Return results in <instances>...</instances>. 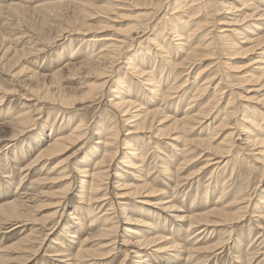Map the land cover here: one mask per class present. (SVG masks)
<instances>
[{
    "label": "rangeland",
    "instance_id": "obj_1",
    "mask_svg": "<svg viewBox=\"0 0 264 264\" xmlns=\"http://www.w3.org/2000/svg\"><path fill=\"white\" fill-rule=\"evenodd\" d=\"M57 1L63 0H0V204L4 201L7 202L16 199L27 192L31 194L29 195L31 198H29L27 202L28 207L26 206V209L23 210L27 215H25L26 220H23V217L22 221L17 222V220H13L15 217L6 214L2 216V213H0V264H95L93 262H79L75 259H71L72 256L68 255L71 251H63L64 255H60L61 252L57 250H67L70 248L74 251L80 242L87 237V234L91 232V230L88 229L90 227L89 221L91 218L96 214H103L109 206H115L114 210L119 215V220H122L121 205L118 203L120 200H118L119 198L117 197V192L119 190L115 184L116 178L114 175H112L109 194L110 199L107 200L109 201L108 205L104 203L103 207L99 206V203L90 204L82 201L78 197L80 175L76 173L73 166L77 165L75 162L80 160V158L85 157L86 153L89 152L90 145L94 144L97 140L98 136L89 130L95 128V123L98 119L102 120L101 123H105V126H108L110 123V114L114 109L108 101V97L111 94L110 88L107 87L109 89L106 88L103 91L104 96L101 98H95L97 96L95 93L97 92L100 96L102 95V91L94 92V98L89 97V94L86 93L88 92L86 85L95 81V73H91L86 66L77 67L78 65H73V63L75 61L85 60L89 57L88 54L96 51V48L87 46L90 43L87 39L82 38L83 36L110 33L125 34L127 32L129 33H126L127 36H133L137 41V39L139 40L140 38L139 36L143 35L144 31L138 26V23L142 24L150 21L153 14L144 15L140 18L137 17L144 12V10L139 8H142V6L147 7L149 4L141 5L139 8L128 6L122 8L116 7L114 10L103 9V6L106 8L105 3L110 0H96L94 2L95 4L91 5L92 7L87 6L89 7L88 10L91 11V15L89 14V16L86 17L85 14L79 12V8L76 7V4H60L46 7L38 6L39 4ZM122 1L126 2V0ZM128 1H133V3L137 2V0ZM230 1L238 5V1ZM171 2L172 0H164L163 10H165L169 5L168 3ZM250 2L254 3V7L257 5V7L261 9L264 8V0H250ZM258 4L260 6H258ZM215 6L218 7V5ZM221 6L222 5H220V7ZM213 8L215 7L213 6ZM236 8H238L239 11L235 14L240 15L239 20L241 21H238L237 25L234 27L242 28L250 23L253 24L261 21L257 19L259 15L256 14L251 18L244 17L246 15H244L243 12L245 11V14H251L254 11L252 9L253 6L244 9H242L243 6H237ZM220 12L221 14L218 15L219 19L226 17L224 15L233 18L232 14L226 13L227 11L224 7H221ZM230 18L227 20H231ZM81 20H85V23H88L89 26L92 27L90 29L91 31L87 32L84 30L88 27L86 25H84V28L82 26V29H80L81 31L76 29V27L81 24ZM262 20L264 21V19ZM211 24L209 28L212 29L211 36L213 37L216 35L217 30L216 27H214L216 24ZM228 27L231 28L230 26H225V28ZM129 28L131 31L128 32ZM83 33L86 35H83ZM142 39L143 38H141V40ZM217 42L218 50L216 54L204 57L199 56L194 62L186 65L184 64L183 66L180 65L183 69L188 67L185 74L189 76V82L193 81L194 78L198 76V73L202 71L199 78L204 75L207 80H210V74L212 70L215 69V67H213V69L211 68V63L213 61L217 62L218 59H220L222 69L219 74L232 76L227 77L228 81L226 82H232L227 84L225 91H234L239 94V91H242V89L244 91L247 87L249 90H254L255 88V90L249 94L243 92L242 96H253V98H250L248 101H245V96H241V99L237 96L235 104L238 108L243 109L248 104H255L258 102V99H256L257 97L262 98L257 105L260 106L261 104L264 107V87L258 88L259 86L257 87L254 83H252V85H244L238 81L240 76L243 75L242 73L251 68L250 66L252 64L254 65V62L259 59L258 54L261 49H258V47L251 48L247 43H243L249 50L245 49L241 51V53L238 52L234 55L229 53V50L226 51L221 42L218 40ZM241 44L242 43H240V45ZM71 45L79 50V55L77 57L72 58L68 56L69 47ZM135 45L132 49L138 48V42ZM123 48V51L129 50V44H126ZM171 51L170 55L167 54L173 61H180L184 57L181 51L175 46L171 47ZM224 61L230 65H222ZM145 64L147 65V71L155 73L160 79L170 76V71H172L161 57H155L150 62H145ZM123 66V63H119L118 68L121 70ZM134 79L132 81L133 88L138 90V93L133 99L141 103L142 106L140 105V107H146L148 106L146 98H149L147 97L148 92L146 87L141 83V79ZM111 85H113V82H111ZM210 91L211 89L209 92ZM181 92L175 94L174 98L169 100L170 102L167 106L163 104L164 106L161 107L162 110L165 109L164 112H166L167 115L176 118L182 117V111L186 109V105L188 101H191V97L189 94L185 97V93ZM181 94L183 96H181ZM59 98H69L72 101L74 100V104L72 107L69 106V108H67L68 106L59 105L58 100H54ZM159 103H157L155 107H160L159 105H161L162 102ZM195 103L196 104L190 106L197 108L200 102L197 101ZM110 111L111 113L109 114L108 112ZM23 112H27L30 122H36V125L25 133L20 131V127L16 125L19 119L18 116H22L24 114ZM64 113L65 118H60ZM118 114H115L116 118H119ZM82 119L89 121V129H87L90 133L88 132L87 134L89 135L88 138L85 140L83 139V141L78 140L70 145L67 144V147L64 148L65 150L63 149L53 157H46V159L40 162L35 161L34 158L49 142H52L54 135L60 134V136H66L70 134ZM69 120L72 124L69 123L68 125L67 123ZM120 124V128H123V131L126 133L124 129L130 128V125H126L122 121ZM206 124L207 123L203 125L206 126ZM157 125L156 123L154 127ZM197 127L193 130L194 133H190L194 139L207 135V129L204 130L202 127L198 129ZM149 132L146 131L147 135H151L153 130ZM173 133L174 132H172V134ZM218 134L216 138L219 139L213 140L214 143L222 138L221 132ZM241 138L242 136H236L234 138L236 148L244 147ZM153 140L157 142V145H152L153 148L150 149L147 160L144 163L146 166L145 168L148 170L145 179L156 190L153 195L147 198L150 199L149 201L151 204H140L139 201H134L133 198H129L125 201L123 207L129 209V213L133 218H141L140 220H142V222L139 221L140 224L135 223L131 225L132 227H138V233L140 232L139 235L142 236L153 231L152 229H146L143 233L139 230L144 227L148 228L147 224L150 228L152 224L159 223L160 227H156V229L159 228L157 231L161 232H159V234L157 233V235L166 236L167 234L166 238H168V241L161 243V247L167 248L172 246L173 243H177L179 247H177L175 251L168 249L170 251L156 252V247L153 246L155 244L148 247L146 246L145 249H151L145 253L144 260L149 261L148 264H264V219L259 218L264 215V208H258V210L255 208V201L258 203L260 196L264 194V175H261V171H251L249 162L247 160L244 161L240 156L238 157L237 154L222 162L219 168L211 167L201 170L207 158V155H204V153L199 154V151H195L194 154L192 153V157L183 161V155H181L175 147V145L179 143L173 144L175 141L170 140L166 136L164 137V135L158 134L154 136V134H152L151 139L145 138L144 147H148V144H153ZM180 147L181 146H179V148ZM121 150L116 157L117 159L114 160L112 164L111 169L114 168L115 172L118 171L116 170L117 166L122 168L119 161L124 150ZM158 153L162 158H171L170 160L174 158L172 164L174 173L180 164L183 163L179 172H176V174H178L177 176L182 179L180 182L177 183L175 180L168 179L167 176L162 174V164ZM247 153L250 157L249 160L255 157L254 155L250 156V154H252L251 150H247ZM98 157L99 154L87 160L85 164H87L86 166L88 169L94 168V162L98 160ZM260 160L261 159H259V161L257 160V162L253 161L259 168L264 162L261 160V163ZM61 169L65 170L64 174L60 173ZM222 169L224 172L221 171ZM133 171L129 174H125L126 179L131 182L127 181L130 184H136L139 180L136 178V173H133ZM33 181H35L34 184ZM246 181L250 183V185L253 184L252 188L256 186L257 191H253V189L250 191L252 192V198L250 199L252 201L251 207L248 209V212L242 210V213H246V217H244L241 222L235 219L234 221H229L227 225H225L226 227L219 225V227L216 228L196 227L193 228V230L189 229V220L186 219L189 218V214L191 216L203 213L212 208L222 207L228 204L233 201L234 193L238 192L239 188H242L243 183H246ZM218 185L221 186V188L226 187L227 190L222 193ZM65 188L68 190V199L63 205L59 206L57 204H59L58 201L62 195L60 196V194L57 193H61ZM136 198H138V200H145L141 197ZM162 198H166L165 201L171 202L179 211H165L158 206V208L155 207L156 203L159 205L158 203ZM263 204L264 203H261V205ZM142 205L146 206L148 213L145 212L140 215L137 210L138 206ZM56 207L61 210L60 215L62 217L59 214H53ZM146 208L143 207L142 209ZM91 209H95V211L92 212ZM236 210L237 209L234 211ZM153 213L156 215H153ZM177 213L184 217L185 220L175 218ZM4 215L6 217H4ZM7 218L10 220H7ZM54 221H60V224L57 225L56 229L50 231L49 228L53 225ZM230 222L234 224L232 228L229 226L231 225ZM82 223H85L84 225L86 227H83ZM48 224L50 225L46 226ZM67 224H69V226L71 225L70 231L65 232L63 230ZM46 234L48 235L45 237ZM132 235L136 234L132 233L126 235L124 228L120 227L118 242L115 245L116 249L106 254L105 258L103 257L105 261L103 264H138V261H142V259L139 260L138 257L136 258L133 252L138 248L133 244L134 241H130L133 240L131 237ZM24 236L31 238L32 242H23ZM73 236L76 237L75 244ZM133 237L136 238L137 236ZM251 238L252 240H250ZM126 240L130 241V243L127 244ZM96 241L93 242L91 240L85 242L86 244L84 243V245L87 248H95L94 244ZM169 241H171V243H168ZM221 241H224L223 245L220 244L215 249L206 248L212 247ZM241 242L242 244H240ZM156 244L159 243L157 242ZM228 245H230L229 248ZM180 246H182V248H180ZM190 248L191 251L192 248L198 251H192L194 254L192 256L190 255ZM126 249H129V255L127 257L125 253ZM250 253L254 255V258L251 259ZM169 255L172 258H170Z\"/></svg>",
    "mask_w": 264,
    "mask_h": 264
},
{
    "label": "bare ground",
    "instance_id": "obj_2",
    "mask_svg": "<svg viewBox=\"0 0 264 264\" xmlns=\"http://www.w3.org/2000/svg\"><path fill=\"white\" fill-rule=\"evenodd\" d=\"M95 1L96 0H63V1L39 4L38 6L46 7V6L60 5V4L62 5L76 4V7L79 8V9L77 8L79 12L85 14L86 17L89 16L91 12L88 10L89 7L91 5H94ZM236 1H238V5L233 4L234 2L232 3L230 0H223V1L172 0L171 3H168L169 5L166 7V9L163 10L164 0H145V1L137 0V2L135 3H133V1L129 2L128 0H126V2H123L122 0H110L105 3L106 8H104L105 6H103V9L114 10L116 9V7L122 8L128 6L139 8L141 5L144 4L146 5L149 4L148 6L151 5L150 6L151 8L150 7L147 8L148 6L147 7L142 6V8L141 7L139 8L141 10H144V12L141 13L139 16H137L138 18L144 15L147 16L153 14V17L150 21L142 24L138 23L139 24L138 26H140L144 30V31L142 30L143 35L139 36L140 37L139 40L137 39L136 41L135 37L129 35L127 36V34H129L127 32H126L127 34L110 33L104 35L101 34L86 35L83 33V35L86 36H83L82 38L87 39V41H89L90 43L87 46L91 48H96L95 49L96 51L88 54L89 57L83 61H78V62L75 61L73 65L76 66L78 65L77 67L86 66L91 71V73H95V81L88 83L86 85V87L88 88V92L86 93L89 94L88 95L89 97L94 98V94H93L94 92L102 91V95L100 96L98 95L97 92H96L97 94L95 93V95H97L95 98H101L102 96H104L103 91L107 87L110 88L111 94L109 95V97L108 96L107 97L109 98L108 101L110 102V105L115 111L112 110V113L111 111L108 112L109 114L111 113L110 114L111 117L109 121L110 125L108 124V126H105V123H101L102 120L98 119V121L95 123L96 124L95 128L89 130L98 136L97 140L95 141L94 144L90 145L91 147L89 149V152L86 153L85 157L80 158V160L75 162L77 165L73 166L75 168L76 173L80 175L79 178L80 189L78 191V197L82 201L90 204L99 203L100 204L99 206H103L105 203V205H108L109 201L107 200L110 199L109 196L110 186H111L112 175H114L116 178L115 184L117 185V188L119 190L117 192L118 194L117 197L119 198L118 200H120L118 203L119 205H121L122 220L121 219L119 220V215L114 210L115 206L112 204L113 206L111 207L109 206L104 211L103 214H96L93 218H91V220L89 221L90 227L88 228L91 230V232L87 234V237L80 242V244L78 245V247H76L74 251L71 250L70 248L67 250L58 249L57 251L62 253V254L60 253V255H64L63 251L64 252L71 251L68 254L72 256L71 259H75L79 262L88 261V262H93L95 264H103L105 262L104 261L105 255L113 252L116 249L115 245L118 242L117 240H118V235L120 233V227L124 228V232L126 233V235L132 233L136 234L131 236L133 240L130 241L131 242L134 241L133 244L136 246V248H138L135 249V251L132 250L135 253V257L136 258L138 257L139 260L142 259V261L137 262L138 264H148L149 262L144 260L145 253L149 249H151V248L145 249L146 246L148 247L152 244H155L153 246L156 247L155 249L156 252L170 251L168 249H171V251H175V249L179 247L177 243H173L172 246L167 248L161 247V243L164 241H168L167 240L168 238H166L167 234L166 236L157 235V233L159 234V232H161V231L159 232L157 231L159 228L156 229V227H160L159 223L154 225L152 224L153 226L151 225L150 228L147 224L148 228L144 227L139 230L142 231L143 233L146 229L147 230L152 229L153 231L151 232L148 231L149 234H144L142 236L139 235L140 232L138 233V229H137L138 227L137 228L132 227L131 225L135 223L140 224L139 221L142 222V220H140L141 218L139 219L133 218L129 213V209L127 207L126 208L123 207L125 205V201L128 200L129 198H133L134 201L135 200L139 201L140 204L150 203L149 201L150 199H147L148 196H151L153 195V193L156 192V190L151 186V184H149L145 179L148 170L145 168L146 166L144 165L149 155L150 149L153 148L152 145L154 144L157 145V142H154L153 140L152 142L153 144L151 145L148 144L149 145V146L147 145L148 147H144L145 138L151 139L152 134H154V136L155 135L157 136L158 134L162 136L164 135V137L166 136L170 140L175 141L173 144L179 143L176 144L175 147L176 150H178L179 153L183 155L182 156L183 161L188 160L190 157H192L193 156L192 153L194 154L195 151L197 152L199 151L198 152L199 154L204 153V155H207L205 165L202 166L201 170L211 167L219 168L222 162L228 160L229 157L231 158L235 154H237L238 157L240 156L244 161L247 160L249 162L250 164L249 168L251 171L259 170L262 173L261 175H264V162L262 163V161H264V107L261 104L260 106L257 105L260 103L262 98L257 97L256 99H258L257 100L258 102H256L253 105L252 104H248L246 106L244 105L245 107L243 109H239L238 106L235 104L237 96H239L240 98L243 92L249 94L252 91H254L255 88L254 90H249V88L247 87L244 89V91L243 89L242 91L238 90L239 94L235 93L234 91L231 92L225 91V88H227V84H229V82H232V81L226 82L228 81L227 77H232V76L219 74V72L222 69L220 59H218L217 62L211 61L212 62L211 68L213 69V67H215V69H213L210 74L211 75L209 78L210 80H207V78L204 75L203 77L199 78V75H201V73L203 72L202 71L198 73V76H196L193 81L189 82L190 81L189 76L185 74L188 67L183 69L180 66L196 61L199 56L204 57V56L216 54V51L218 50L217 40L222 43V46L223 48L226 49V51L229 50V53L234 55L238 52L241 53V51L247 49L246 45L243 44V43H247L248 45H250L251 48L258 47V49H261V51L258 54L259 59H257L256 62H254L255 63L254 65L252 64L250 66L251 68H249L248 70L242 73L243 75L240 76V79L238 81L239 83L244 85L246 84L252 85V83H254L257 87L259 86L258 88L264 87V29H263L264 21L262 20L264 19V10H263L264 8L261 9L257 7V5L254 7L253 5L254 3L253 2L251 3L250 0H236ZM215 5H218V7ZM220 5H222L221 7H224L226 9L227 11L226 13L232 14L233 18L228 17V15H224L226 17L219 19L218 15L221 14ZM213 6L215 8H213ZM237 6L240 7L243 6L242 9L247 8L249 6H253L252 9L254 11L251 14H247V13L245 14L244 11L243 13L244 15H246L244 17L251 18L253 15L256 14L259 15L257 19L261 21L253 24L250 23L249 25H246L245 27L242 28L234 27L235 25H237L238 21H241L239 20L240 15L235 14L237 11H239V9L236 8ZM258 6L260 5L258 4ZM228 18H230L231 20H227ZM211 23L216 24V26L214 27H216L217 30L216 35L213 37L211 36L212 29L209 28L212 25ZM84 25L88 26L87 28L85 27L86 29L84 30H86L87 32L91 31L90 29L92 27L89 26L88 23H85V20H81V24H79V26H77L76 29L81 31L80 29H82V26L84 28ZM225 26H230L231 28L229 27L225 28ZM129 31H131L130 28L128 32ZM141 38L143 39L141 40ZM137 42L139 45L138 48L132 49V47ZM240 43L242 44L240 45ZM126 44H129V50L123 51L124 50L123 47ZM172 46H175L179 51H181V53L184 56L182 60L173 61L172 59H170L169 55L172 52L171 51ZM69 48H70L68 54L69 57L73 58L79 55L78 52L79 50L75 46L71 45ZM155 57H161L162 60L165 61L166 64L171 68L172 71H170V76L160 79L155 73L147 71L146 69L147 65L145 64V62L146 63L150 62ZM119 63H123L124 65L121 70L120 68H118ZM226 64L230 65L226 61H224L222 65L225 66ZM134 78L135 79L138 78L137 80L141 79V83H143V85L146 87V90L148 92L147 97H149L148 99L146 98V103L148 104V106L146 107L143 108L140 107L141 103H138L139 102L138 100L133 99L134 97H136L135 95L138 93L137 92L138 90L133 88L132 81ZM111 82H113V85H111ZM210 89L211 91L209 92ZM181 91L185 93L184 94L185 97L188 96V94L191 97V101L190 102L188 101L186 105V109L182 111V117L176 118V117H172L171 115H167L166 112H164L165 109L162 110L161 107L164 105L167 106L170 102L169 100L174 98V95ZM181 96L183 95L181 94ZM243 96H245L244 98L245 101H248L250 98H253L252 95L251 96L243 95ZM54 100H58L59 105L68 106L67 108H69V106L72 107L74 104V100L72 101L69 98H63V99L59 98ZM197 101L200 102L198 103L197 108L190 106L192 104H196L195 102ZM159 102H162V104L159 105L160 107H155L156 104ZM116 113L117 114L119 113L118 114L119 118H116L115 115ZM18 117L19 119L16 125L20 127V131H22L23 133L29 131L30 129H32V127L36 125V122L29 121V116L27 112H25L22 116L20 115ZM60 118L64 119L65 113ZM121 121L126 125H130V128L124 129L126 130V133L123 131V128H120ZM70 122L71 121L69 120L67 124L69 125ZM156 123L158 125L154 127ZM205 123H207L206 126L203 125ZM88 126H89V121L86 119H82L81 122H79L76 125V127L72 130V132L66 136L64 135L60 136V134L54 135L53 133L55 137L53 136L52 142H49L47 146H45V148H43L37 154V156L34 158L35 161L40 162L46 159V157H53L54 155L60 153L65 147H67V144L70 145L73 142L74 143L77 142L78 140L80 141H83V139L85 140L89 136L87 135L89 132ZM196 127L198 129L201 127L204 128V130L207 129L208 130L207 135L194 139V137H192V134L190 133L193 132V130ZM151 130H153L151 135H147L146 131L149 132ZM172 132L174 133L172 134ZM220 132L222 135V138H220L221 140H219L218 142L216 141V143H214L213 140L219 139L216 137L217 135H219L218 133ZM236 136L238 137L242 136L241 139L243 140L244 147L236 148L234 143V138ZM179 146L181 147L179 148ZM121 149L124 150L123 155L120 157L121 159L119 161L120 165H122V168L117 166L118 168L116 167V170L118 171L115 172L114 168L111 169L112 164L114 160L117 159L116 157ZM247 150L252 151V154H250V156L254 155L255 157H253V159L249 160L250 157L249 154L247 153ZM97 154H99V157L97 158L98 160L94 162V168L88 169L86 166L87 164L85 163H87L88 159H92V157ZM170 159L171 158H162L160 155V161L162 164L161 165L162 174L167 176L168 179H173L178 183L182 179L179 176H177L178 174H176V172H179V169L183 163L180 164V166L175 170L176 172L174 173L172 167L174 158H172V160ZM259 159L262 160V161L260 160L262 163L261 164L262 166L260 165L261 166L260 168L259 166L255 165L253 162V161L257 162V160L259 161ZM131 171H133V173H136L135 176L136 178L139 179L138 183L136 184L134 183L130 184L131 182L128 181L125 177L126 176L125 174L127 173L129 174ZM221 171H223V169ZM60 173L64 174L65 170L61 169ZM127 181L130 183H128ZM164 181L166 182L165 179ZM34 183L35 181H33V184ZM252 185H250V183H247V181L246 183H243L242 188H239L238 192L234 193L233 201L229 202L228 204L222 207L215 206L216 208H212L209 211L203 213H198L191 216L189 214V218H186L187 220H189V229L193 230V228L196 227L216 228L219 227V225H223L224 227H226L225 225H227L229 221H234L235 219L241 222V220H243V218L246 217L245 216L246 213H242V210H244V212H248L249 211L248 209L251 207L252 201L250 199L252 198V192L250 191L252 189L253 191H257L256 186L252 188ZM218 188L221 189L222 193L227 190L226 187L221 188V186H219ZM67 191H68L67 188H65V190L62 191L61 193L60 192L57 193L60 194V196L62 195L60 197V200L58 201L59 204L57 205L59 206L63 205L65 201L68 199ZM29 195L31 194L27 192L20 195L16 199L7 202L4 201L3 203H1L0 213H2V216L3 214H6L15 217L13 218V220H17V222L22 221L23 217H24L23 220H26L27 215L23 210L26 209L27 202L29 198H31V196ZM263 195L260 196L259 199L260 202L259 200L258 203L255 201L256 203L255 208L257 210L258 208L260 209L264 208L263 207L264 204L261 205V203H264ZM136 197H141L142 199L145 200H138V198ZM165 199L166 198H162V200L158 203L159 205H157L156 203V206L155 205L154 206L155 207L158 206L164 209L165 211L178 210V208H176L175 205L171 204V202L169 201H165ZM142 206L146 208L145 205ZM142 206H138V210H137V212L140 215L145 212L148 213L147 208L142 209L143 208ZM55 209L56 210L53 212V214L60 215L61 210L57 209V207ZM95 209L93 210L91 209V211L94 212ZM233 209L234 210L237 209V210L234 211ZM86 213H87V209H86ZM153 215L156 214L153 213ZM4 217L6 216L4 215ZM175 218L177 219L181 218L185 220V218L178 215V213L175 215ZM259 218L264 219V215L260 216ZM7 220L10 219L7 218ZM50 224L46 226H49ZM59 224L60 221H54L53 225L50 226L49 230L53 231V229H56L57 225ZM84 224L82 226L86 227ZM232 224L233 222L231 223V225H229L230 228L234 226V224L233 225ZM70 226L69 224H67L64 227L63 231L65 232L70 231ZM47 235L48 234H46L45 237ZM133 236H137V237L135 238ZM75 240L76 237L73 236L74 244L76 243ZM91 240L93 242L97 240L94 244L95 248L85 247L84 243ZM250 240H252V238ZM22 241L23 242L29 241L31 243L32 239L24 236V239ZM130 241L126 240V243L127 244L130 243ZM157 242L159 244H156ZM242 242L240 244H242ZM168 243H171V241H169ZM223 243L224 241H221L212 247H206V248L215 249L218 245L220 244L223 245ZM229 246L230 245H228V248ZM180 248H182V246H180ZM192 251L195 252L198 250L192 248ZM192 251L190 255L193 256L194 254L192 253ZM125 253L127 257L129 255L128 254L129 249H126ZM250 255H251V259L254 258V255L252 253H250Z\"/></svg>",
    "mask_w": 264,
    "mask_h": 264
}]
</instances>
